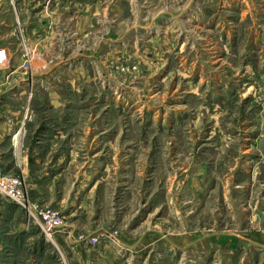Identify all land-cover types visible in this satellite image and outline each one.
Masks as SVG:
<instances>
[{"label": "rangeland", "instance_id": "1", "mask_svg": "<svg viewBox=\"0 0 264 264\" xmlns=\"http://www.w3.org/2000/svg\"><path fill=\"white\" fill-rule=\"evenodd\" d=\"M94 1L84 41L32 58L22 103L25 143L63 137L34 173L58 159L64 196L96 185L69 250L21 210L49 252L7 237L0 264H264V0Z\"/></svg>", "mask_w": 264, "mask_h": 264}, {"label": "crops", "instance_id": "2", "mask_svg": "<svg viewBox=\"0 0 264 264\" xmlns=\"http://www.w3.org/2000/svg\"><path fill=\"white\" fill-rule=\"evenodd\" d=\"M99 8L94 0H0V49L8 53V62L5 68L0 69V170L9 175L22 174L37 202L64 215L67 225L56 236L62 251L64 248L69 250L67 244L78 234L77 223L82 218L75 214L82 210L86 193L96 183L78 184L74 190L71 188L72 195L69 191L64 196L59 189V182L67 167L58 165V159L52 162L51 167L41 162L45 166L42 173H34V166H38L39 160L33 159V155H38L37 152L41 150L51 154L53 148H56L57 138L63 137H58L60 133L51 140L42 137L45 143L51 141L46 148L41 147V136L32 137L29 143H25V126L28 122L23 120L25 105L22 96L23 87L28 85L26 83L29 79L24 78L26 74H23L20 65L25 49H28L33 59L41 54L59 53L72 39L70 29L74 30V42L84 41L86 28L90 26ZM10 62L12 67L8 66ZM56 155L61 156L62 152ZM7 237L14 246L17 245L15 248L18 251L24 252L27 248L30 261L45 257L49 252L48 242L40 233L25 229L21 210L0 201L2 249L7 248Z\"/></svg>", "mask_w": 264, "mask_h": 264}, {"label": "built area", "instance_id": "3", "mask_svg": "<svg viewBox=\"0 0 264 264\" xmlns=\"http://www.w3.org/2000/svg\"><path fill=\"white\" fill-rule=\"evenodd\" d=\"M22 59H24V62L20 68L23 71H29L32 55L28 49L24 50ZM7 62L8 53L4 49H0V69L4 68ZM27 111L28 109H26ZM0 201L22 210L25 214L28 227L33 226L40 229V232L49 241H52L65 229L64 218L58 212L32 200L24 179L5 175L1 170ZM98 243L99 239L97 238L88 241V244L91 246H96Z\"/></svg>", "mask_w": 264, "mask_h": 264}]
</instances>
